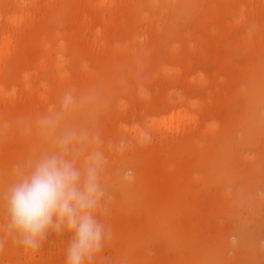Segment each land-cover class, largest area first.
Listing matches in <instances>:
<instances>
[{
	"label": "rangeland",
	"instance_id": "374dc122",
	"mask_svg": "<svg viewBox=\"0 0 264 264\" xmlns=\"http://www.w3.org/2000/svg\"><path fill=\"white\" fill-rule=\"evenodd\" d=\"M17 1L0 0L1 24ZM51 1L0 64L25 110L31 99L21 78L48 81L63 72L62 89H47L36 106L60 113L67 91L75 104L56 134L99 137L106 194L98 219L112 234L93 264H264V0H210L222 19L202 0L125 2L115 25L104 28L106 43L111 32L123 51L96 45L92 28L102 19L91 0ZM88 50L100 61L87 60ZM179 96L197 101L187 108L197 118L159 123ZM132 124L136 131L127 129ZM160 139L175 142L167 164L176 168V185L167 194L148 171L164 156ZM53 148L38 126L0 110V175L11 170L0 194L14 165ZM6 222L0 200V264H65L69 233L50 232L33 251L6 236Z\"/></svg>",
	"mask_w": 264,
	"mask_h": 264
},
{
	"label": "clouds",
	"instance_id": "9594fccd",
	"mask_svg": "<svg viewBox=\"0 0 264 264\" xmlns=\"http://www.w3.org/2000/svg\"><path fill=\"white\" fill-rule=\"evenodd\" d=\"M61 104L60 113L42 117L37 124L54 148L14 165V179L0 194L7 218L4 231L33 251L50 232L69 233L65 264H93L112 234L98 219L106 194V161L97 147L98 136L71 130L56 134L63 114L75 104L72 94L66 93Z\"/></svg>",
	"mask_w": 264,
	"mask_h": 264
},
{
	"label": "bare ground",
	"instance_id": "6f19581e",
	"mask_svg": "<svg viewBox=\"0 0 264 264\" xmlns=\"http://www.w3.org/2000/svg\"><path fill=\"white\" fill-rule=\"evenodd\" d=\"M82 2L81 0H76V2ZM192 2H198L199 0H190ZM212 1V0H211ZM210 0H202V2L207 3L208 5H211V14H215L217 17L220 19L223 18V15L220 12L219 9L215 8L217 7L215 2L211 3ZM44 2V4H43ZM51 0H18L16 2L15 8L12 7L11 10H8L6 12V20L4 24L0 23V34L3 33V35L7 32L8 34L5 36V38L0 42V61L2 60L3 56H5V52L9 51L11 47L15 46L21 38H23V33L26 32L24 31L30 24V19H34L35 17L37 18L39 14L42 13L43 10L46 11V5L51 3ZM90 2H93L92 4L95 7V15H99L101 17V21L97 23V25L93 26V33H94V39L97 41L96 45H98L100 42H105L106 43V32L104 31V28L107 29L109 26L115 25L117 22L118 18L121 16L122 13V6L123 3L125 2H131L134 3L135 0H91ZM2 17V12L0 10V18ZM207 17V16H205ZM205 17H202L204 20ZM88 25H93L94 21H91L88 19L86 21ZM24 29L22 30V28ZM108 33V38H109V44H105L102 46L101 49L103 50H110V49H119L120 51H123L125 49H128L125 47L123 44H116L115 39L111 37V32ZM111 37V38H110ZM110 48V49H108ZM7 50V51H6ZM97 51V50H95ZM87 60L92 61L95 60L97 62L100 61V58L95 55L92 51L88 50L87 55H86ZM224 58V54H223ZM62 59V58H61ZM140 54L138 53L137 55H132L131 57V62L138 63L140 60ZM4 62V61H3ZM2 62V63H3ZM96 62V63H97ZM162 62V61H161ZM1 63V64H2ZM0 64V101L5 103V105H8L6 108L2 109V106L0 105V110H2L6 115L9 113L13 116V119L18 122L20 118H25L26 119V124L27 121H31L35 126H37L38 121L45 116L52 115L50 108H47L45 112L39 111L38 107L36 105L43 103L44 97L47 95V89H53L55 91L61 90L63 87V83L65 81V75L63 72H54L58 75H52L51 79L48 81L43 80L44 78L41 76H38V79L36 76L30 77L26 76V78H21V82L24 81L25 85L27 86V97L30 98L31 102L28 106V110H25V108L22 106V104L19 103L18 99L19 96L16 94V91L13 89H8L6 88V81L8 80V74H6V71L3 69V64ZM111 67H114V64L111 63ZM81 72L85 76H89V73L87 72V68L85 66H82ZM112 69H108L106 72L107 77L109 79L112 78ZM15 73V71H14ZM10 75V74H9ZM13 75V74H12ZM10 75V76H12ZM16 76V75H14ZM12 76V77H14ZM17 77V76H16ZM7 79V80H6ZM6 80V81H5ZM34 82L44 88V90H37L36 86H33L31 82ZM31 83V85H30ZM23 84V83H22ZM24 86V84H23ZM52 86V87H51ZM25 88V86H24ZM67 93V91L65 92ZM190 102L186 101L184 96H179L176 101H172L171 99L168 100V106L173 108L171 111V114L169 116H164L158 119L159 123L165 124V125H170L173 126L176 123H179L185 119H196L197 114H192L190 113L187 108L189 105H195L197 104V101L195 100H189ZM21 102V101H20ZM10 105H9V104ZM178 105V106H177ZM27 109V108H26ZM204 110V108H203ZM154 120V118H153ZM152 120V121H153ZM169 123V124H168ZM29 126V125H27ZM127 125H125L126 127ZM26 128L22 131V137L24 139V144L30 145L29 148L32 150L35 149L36 145L31 144V142L26 141V137L31 133V132H26ZM127 129L131 131H136L138 129V124H132L130 126H127ZM57 132V131H56ZM43 136V135H42ZM44 137V136H43ZM159 143L161 144V151H163V157L159 158L160 161H157L156 163L150 164L148 171H150L153 175L151 180L153 182H157L160 187H162L161 191H163L165 194L173 191L175 189L176 185V168L172 164H167L168 161L170 160V156L172 157V149L173 146L175 145L174 141H168L164 139H160ZM171 147V149H170ZM34 148V149H33ZM170 149V150H169ZM25 152V151H24ZM153 156H157V154L152 155L149 154L148 158L153 160ZM163 165V166H162ZM140 167V166H139ZM8 171L11 172V170H5L3 172V176L6 177L8 174ZM0 175V179L3 177Z\"/></svg>",
	"mask_w": 264,
	"mask_h": 264
}]
</instances>
